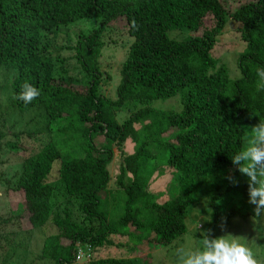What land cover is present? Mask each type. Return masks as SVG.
<instances>
[{"label": "trees", "instance_id": "obj_1", "mask_svg": "<svg viewBox=\"0 0 264 264\" xmlns=\"http://www.w3.org/2000/svg\"><path fill=\"white\" fill-rule=\"evenodd\" d=\"M92 18L98 19L97 27L78 33L71 48L85 78L81 91L55 73L53 41L59 28ZM228 18L240 23L245 43L236 57L235 78L223 65L214 68L210 55ZM118 19L132 40L111 100L98 91L97 59L102 30ZM182 28L200 32L168 37V31ZM260 67L264 0L243 2L231 13L219 0H0V69L11 72L9 113L37 110L27 135L48 136L33 150L18 142L17 133L11 135L17 142H1L6 134L0 133V147L19 152L11 185L21 192L29 224L38 228L50 222L56 228L43 239L42 255L53 264H73L79 244L111 246L110 237L127 238L133 246H167L184 234L188 209L203 198L214 216L216 202L230 192L249 200V178L231 158L244 147L243 137L264 120ZM25 82L40 90L30 104L16 99ZM175 95L179 110L149 106ZM125 103L140 107L118 122L115 112ZM126 139L133 147L123 155L115 178L121 196L108 198L120 203L114 215L107 202L106 165L112 145ZM165 166L173 177L158 202L164 195L150 193L146 185ZM66 200L75 202L79 221ZM61 204L64 216L55 215ZM217 222L214 217L204 231ZM138 258L106 257L87 264H139Z\"/></svg>", "mask_w": 264, "mask_h": 264}, {"label": "rangeland", "instance_id": "obj_2", "mask_svg": "<svg viewBox=\"0 0 264 264\" xmlns=\"http://www.w3.org/2000/svg\"><path fill=\"white\" fill-rule=\"evenodd\" d=\"M225 10L231 13L243 2L251 0H219ZM98 19H82L72 22L67 27L59 28L54 38L58 51L53 56L55 73L63 75V81H68L73 89L83 91L85 78L73 58L71 49L75 43L78 33H88L98 25ZM208 21L203 20L207 26ZM240 23L227 19L224 27L216 36L210 55L215 61V67L223 65L228 76H238L236 57L243 50L244 42L239 35ZM200 32V31H199ZM199 32L197 34H199ZM197 35L188 32L186 28L170 30L167 32L169 38L183 39L187 36ZM100 39L103 43L98 56V69L100 72V83L98 91L108 99H115L114 88L119 79V67L124 60L128 45L132 38L126 34L121 20H114L101 32ZM56 74V75H57ZM11 72L0 69V133L6 134L1 142L16 141L11 135L17 133L18 142L25 147L37 150L44 140L45 133L27 135L34 127L33 121L37 110H27L21 113H9V93ZM179 95L167 99L153 100L149 106L161 110H179ZM140 105L125 103L115 114L118 122L123 121L131 112L138 109ZM137 127V125H135ZM17 142V141H16ZM133 143L126 139L119 145H112L111 160L106 165L109 181L106 189L107 199L120 197L119 189L115 185L118 166L123 155L132 152ZM19 152H8L0 147V264H53L42 255L41 247L43 239L56 232V228L49 222L45 226L32 228L27 220V213L21 204V192L12 190L11 179L15 178V172L19 167ZM173 172L170 167H163L162 173L154 172L147 185L146 190L153 194L162 193V202L166 196V189L171 182ZM54 184L58 185V181ZM105 193H102L104 195ZM54 196L60 200L59 189L54 190ZM108 199V207L111 213L116 214L119 208L117 201ZM67 201V200H66ZM71 205L72 216L79 221L77 206L74 201L65 202ZM216 214L208 207V200L203 198L191 206L185 217V232L167 246H150L145 243L133 246L127 238L110 237L111 246H100L97 248H86L79 244L78 254L73 264H87L92 260L106 257L120 258L138 256L139 264H177L176 248L181 245L199 247L201 232L216 217L218 222L212 226L210 232L214 237L231 234L239 237L241 242L246 243L254 252L256 258L264 264V214L255 216L254 205L249 200L242 199L237 192H230L216 202ZM62 205L55 209L54 214L64 216ZM109 212V213H110ZM201 227L197 231V226ZM117 244V245H116Z\"/></svg>", "mask_w": 264, "mask_h": 264}, {"label": "clouds", "instance_id": "obj_3", "mask_svg": "<svg viewBox=\"0 0 264 264\" xmlns=\"http://www.w3.org/2000/svg\"><path fill=\"white\" fill-rule=\"evenodd\" d=\"M257 88L264 89V67L257 69ZM40 96V90L25 82L16 99L25 104ZM244 147L231 160L238 171L249 178V203L255 216L264 214V120L253 126L243 137ZM234 181L233 177H229ZM200 223L197 231L200 229ZM177 264H262L252 249L231 234L212 237L210 230L201 232L200 246L181 245L176 248Z\"/></svg>", "mask_w": 264, "mask_h": 264}]
</instances>
